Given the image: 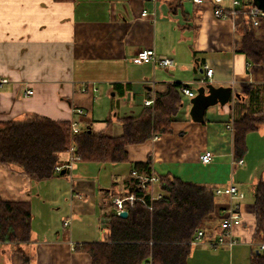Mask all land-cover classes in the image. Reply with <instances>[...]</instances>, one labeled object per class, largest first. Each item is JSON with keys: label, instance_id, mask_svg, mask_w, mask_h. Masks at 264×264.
<instances>
[{"label": "crops", "instance_id": "1", "mask_svg": "<svg viewBox=\"0 0 264 264\" xmlns=\"http://www.w3.org/2000/svg\"><path fill=\"white\" fill-rule=\"evenodd\" d=\"M233 1L224 0L221 7L232 9ZM215 9L211 0H0V123L38 115L120 136L121 119L139 118L149 108L145 101L169 84L185 85L195 95L209 84L233 92L241 84H264V65L236 53L234 22L216 17ZM149 49L176 65L133 62ZM206 67L213 69L212 78ZM180 97L171 132L128 147L124 164L77 163L39 183L0 165V198L30 202L32 210V241L20 248L2 246L0 264H92L76 247L103 241L105 194L111 201L125 193L133 164L147 161L157 178L169 175L215 190L237 185L245 193L238 200L242 226L234 233L237 243L209 246L220 236L231 201L217 195L219 218L208 237L194 245L188 264H250L258 250L252 237L255 189L264 181V126L248 136L244 164L238 165L229 128L233 104L211 106L196 122L193 97ZM206 152L213 159L204 164L200 156ZM154 191L163 194L157 185ZM250 192L253 200L247 201Z\"/></svg>", "mask_w": 264, "mask_h": 264}, {"label": "trees", "instance_id": "2", "mask_svg": "<svg viewBox=\"0 0 264 264\" xmlns=\"http://www.w3.org/2000/svg\"><path fill=\"white\" fill-rule=\"evenodd\" d=\"M253 6L243 0L239 7L223 9L220 5V8L234 22L236 53L244 55L253 65H264V17H259L254 25L250 13ZM182 87L186 86L167 85L165 91L150 97L153 106L139 118H122L124 132L120 136L96 133L90 127H82L79 134H73L71 122L38 115L20 122L0 123V165L18 169L34 182L48 181L61 174L56 168L67 163L72 144L80 156L78 163L124 164L129 160L128 147L171 132L173 119L182 107ZM233 94L230 103L234 147L235 156L240 159L247 152L248 136L264 126V84H241ZM132 169L139 176L154 175L151 161L134 163ZM158 180L155 185L163 196L152 200L141 179L130 176L127 190L120 196L133 193L148 205L136 202L133 208H128L126 218L118 215L107 192L100 207L107 230L104 240L84 243L76 250L88 254L92 264H143L149 260L153 264H188L198 232L204 233L203 239L207 238L219 218L221 210L215 189L169 175ZM254 215L252 239L258 244L264 241V181L255 189ZM31 241L30 202H6L0 198V248L6 245L20 248ZM250 264H264V255L254 253Z\"/></svg>", "mask_w": 264, "mask_h": 264}, {"label": "built area", "instance_id": "3", "mask_svg": "<svg viewBox=\"0 0 264 264\" xmlns=\"http://www.w3.org/2000/svg\"><path fill=\"white\" fill-rule=\"evenodd\" d=\"M195 3L202 4L207 0H192ZM213 4L216 6L215 9V15L216 17L220 19L227 18V15L224 14L223 9L220 8V5L224 2V0H211ZM254 4V0H247ZM241 5V2L239 0L233 1V8L239 7ZM251 17L253 19L254 25L258 24V18L264 17V12L259 10L255 5L250 9ZM147 13L143 12L142 16H146ZM133 62L135 64H144V63H158L162 67L165 68H172L176 65L175 61L169 57L166 56H159L155 53L154 50H142L140 51L137 56L133 59ZM206 76L207 78H212L213 76V69H210L206 67ZM3 82H7V80H3ZM29 95L33 94V91L28 92ZM180 94L185 95L188 97H195V93L188 89L187 87H182L180 89ZM154 104L153 100H147L145 101L146 107H151ZM77 113H82L81 110H77ZM233 130V126L229 127ZM71 130L73 134H79L80 133V127L77 122L73 121L71 122ZM213 159V153L206 152L200 156V161L204 164L210 163ZM80 161V156L77 153V147L76 145L72 144L68 150V158L67 163L58 166L56 168V171L62 172L63 170H72ZM236 163L238 165H243L244 160L242 158L237 159ZM134 176H137L141 179V183L143 188L151 195L152 200L160 199L162 198V194L155 193L154 187L155 184L159 182L158 178L156 176L151 177H143L137 175L135 172L133 173ZM216 195H228L230 197V204L228 208L225 210L224 217L220 223V236L216 241L210 242L209 246L213 249L219 247V246H234L237 242L234 237L235 231L242 226V214H241V204L238 202V200H241L245 197V193L240 190V188L237 185H230L227 189H216L215 190ZM142 202L145 205H148L146 201L136 196L133 193H130L126 195L125 197H122L120 195H113L111 202L115 206L118 215L120 213L127 211L128 208H133L136 204V202ZM150 207V206H149ZM204 233L198 232L196 239L193 243V245L199 244L203 240ZM258 253L264 255V241L258 243ZM143 264H153L152 260H149L148 262H145Z\"/></svg>", "mask_w": 264, "mask_h": 264}, {"label": "water", "instance_id": "4", "mask_svg": "<svg viewBox=\"0 0 264 264\" xmlns=\"http://www.w3.org/2000/svg\"><path fill=\"white\" fill-rule=\"evenodd\" d=\"M254 5L264 12V0H254ZM234 94L232 89L226 87H215L212 84L200 88L197 95L192 98V111L191 116L194 121L202 122L205 111L214 105H225L230 102ZM64 174V172L62 173ZM128 212L120 213V217L126 218Z\"/></svg>", "mask_w": 264, "mask_h": 264}, {"label": "rangeland", "instance_id": "5", "mask_svg": "<svg viewBox=\"0 0 264 264\" xmlns=\"http://www.w3.org/2000/svg\"><path fill=\"white\" fill-rule=\"evenodd\" d=\"M248 147V146H247ZM261 150H264V147L261 149ZM244 175H246V172H245V174ZM248 177V175L247 176H245L244 178H247ZM252 180V179H251ZM250 179H249V181H247V189L249 190V191H251L252 190V181H251ZM122 189L120 188L119 190H118V192L119 191H121ZM248 200H253V193L252 192H250V194H248L247 195V201ZM105 236V235H104ZM103 237V236H102ZM104 238V237H103ZM104 240V239H103Z\"/></svg>", "mask_w": 264, "mask_h": 264}]
</instances>
